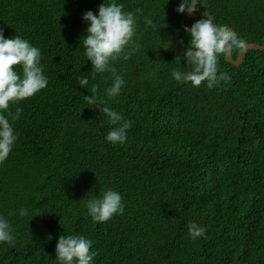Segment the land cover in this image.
Here are the masks:
<instances>
[{"label": "trees", "instance_id": "trees-1", "mask_svg": "<svg viewBox=\"0 0 264 264\" xmlns=\"http://www.w3.org/2000/svg\"><path fill=\"white\" fill-rule=\"evenodd\" d=\"M101 3L134 13L140 46L110 61L125 82L114 97L106 91L113 74L96 73L83 46V14H97ZM180 3L0 0L4 37L39 48L48 79L9 105L13 114L22 109L18 120L2 112L17 140L0 164V217L15 237L0 242V264H60V235L91 240L92 264H264V50H246L239 65L218 54V75L230 79L212 88L177 82L174 69L192 70L183 59L185 28L206 18L177 12ZM197 10L246 43L264 44V0H198ZM239 50L232 48L234 60ZM15 71L23 75L22 66ZM93 85L120 123L131 122L124 143L106 139L117 125L84 100ZM109 189L122 196L124 212L94 221L87 202ZM191 222L203 236L190 237Z\"/></svg>", "mask_w": 264, "mask_h": 264}, {"label": "clouds", "instance_id": "clouds-1", "mask_svg": "<svg viewBox=\"0 0 264 264\" xmlns=\"http://www.w3.org/2000/svg\"><path fill=\"white\" fill-rule=\"evenodd\" d=\"M197 6L198 0H191L190 3L188 0H181L176 11L192 14L197 11ZM123 8L122 4L101 3L97 14L89 10L82 17L90 22L83 40L86 58L91 61L96 73L110 71L113 74L112 86L106 90L109 97L119 95L125 83L122 76L110 65V61L114 62L121 58L127 60L140 48L138 44H133L136 28L134 13L125 12ZM145 24L153 26V21L146 18ZM185 32L191 39L189 47L183 53V59L192 66V70L184 73L174 69L173 78L177 82H191L196 87L206 81L208 88L219 84L221 80H229L226 72L218 75V54L227 55L233 47L244 50L246 42L227 25L217 27L210 16L196 20L190 28H185ZM129 44L133 46L126 51ZM40 61L39 48L32 46L20 36L5 38L3 29H0V164L7 159L17 140L9 119L2 112L8 111L10 104L19 103L47 87L48 79L43 74ZM17 65L22 66V76L15 71ZM78 84L84 87L88 84V79L81 77ZM98 87L93 85L92 95H85L84 100L89 106L102 105L99 111L109 117L110 124L117 125L108 132L106 139L113 144L124 143L131 122L120 123L121 115L105 106L104 101L96 95ZM21 112L22 109L17 108L14 114L8 111V115L15 121L19 119ZM87 209L94 221L106 222L116 213L123 214L122 196L109 189L103 193L102 198L90 199L87 202ZM19 215H27V209L22 207ZM188 231L190 237L195 240L204 235L205 228L191 222ZM0 242L15 243L10 224L4 217H0ZM91 245V240L79 235H60L55 247L56 258L60 264H92L95 253L90 252Z\"/></svg>", "mask_w": 264, "mask_h": 264}, {"label": "water", "instance_id": "water-1", "mask_svg": "<svg viewBox=\"0 0 264 264\" xmlns=\"http://www.w3.org/2000/svg\"><path fill=\"white\" fill-rule=\"evenodd\" d=\"M186 14L190 17H195V16L201 15V16H205L207 18L208 16H210L213 19V17L210 15V13H208L206 11H201V10H197L195 13H192V14H188L186 12ZM213 21H214V19H213ZM214 23H215V21H214ZM215 25L217 26L216 23H215ZM248 49L264 50V44L261 45V44H254V43H246V48L244 50H239L237 59L234 60L231 56V53H229V54L225 55L226 60L228 62L234 64V65H239L241 63L243 53Z\"/></svg>", "mask_w": 264, "mask_h": 264}]
</instances>
